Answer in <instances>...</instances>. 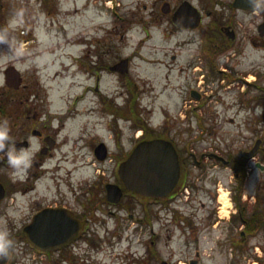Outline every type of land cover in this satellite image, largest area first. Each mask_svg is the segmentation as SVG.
<instances>
[{"label": "flooded vegetation", "instance_id": "flooded-vegetation-1", "mask_svg": "<svg viewBox=\"0 0 264 264\" xmlns=\"http://www.w3.org/2000/svg\"><path fill=\"white\" fill-rule=\"evenodd\" d=\"M34 1L61 10L66 0H0V18L7 22L14 17L15 7L28 8ZM74 1L78 7L96 2ZM158 1L160 10L155 9ZM211 1L156 0L151 10L147 5L144 8L151 11V19L169 15L175 29L185 31L174 24L179 11L193 6L201 15L202 25L206 17L212 16L209 11ZM233 2L227 5L228 8ZM263 2L259 0L258 5ZM86 53L91 54V49ZM97 54L98 60L84 67L88 79L93 81L91 90L105 108L115 105L120 109L117 99L116 103L113 102L110 95L101 90V85L105 75L126 77L128 72L122 74L124 68L119 72L112 71V67L125 58L106 63V57L121 55L118 47H109ZM127 60L131 63L130 58ZM207 64L206 70L217 76L215 65ZM184 66L172 69V74L181 79L184 82L182 87L187 89L184 110L169 122L177 125L181 119L189 120V128L193 119L191 104L195 101L198 106L205 102L207 94L202 85L208 82V76L198 62L194 65L195 70L191 65ZM220 72L224 71L220 68ZM251 74L255 77L248 85L254 103L262 112L259 119H263L264 83L257 82L255 71ZM262 75L263 71L260 77ZM225 78L231 81L229 75ZM188 84L196 87L188 88ZM9 92L8 111L0 106V127L7 128L9 136L4 142L5 147L0 149V183L6 189L2 203H7L5 207L12 212L6 214L1 230L9 233L13 247L2 264H264V251H261L264 246V181L262 176L251 179L255 169L264 174L263 129L254 124L257 129L254 146L227 151L225 156L220 146L212 148L211 152H198L193 148L200 146H193V142L177 143L174 128L169 125V130L165 122L160 129L153 127L155 136L147 133L143 124H133V134L137 133L130 147L117 144L118 153L113 155L107 146L105 161H99L95 156L98 146H90L93 160L97 161L95 166L110 160L115 168L103 166L97 169L82 188L79 178L72 172L65 179L63 158L57 156L63 147L60 133L64 118L60 117L58 127L52 121L41 122L37 105L33 104V88L25 80L20 87L9 88ZM197 128L200 131L205 129L202 121ZM118 137H122L119 126L113 131L115 142ZM156 138L172 143L180 161L179 182L165 199L129 191L119 175L121 163L128 159L136 146L141 141ZM34 141L39 147L32 155L30 165L26 169H14L8 163V151L12 148L17 152L29 150ZM22 142L27 145L18 146ZM256 146L260 148L254 152ZM252 152L254 155L249 157ZM193 169L201 170V175L192 178L190 171ZM44 180H49L50 186L42 188ZM181 189L188 191L186 200L181 202L183 205L174 204L175 196L182 193ZM225 195L227 201L223 200ZM23 204L22 215L17 218V211ZM144 236L146 242L142 240ZM140 247L147 253L140 256L137 250L130 260L131 249Z\"/></svg>", "mask_w": 264, "mask_h": 264}, {"label": "rangeland", "instance_id": "rangeland-1", "mask_svg": "<svg viewBox=\"0 0 264 264\" xmlns=\"http://www.w3.org/2000/svg\"><path fill=\"white\" fill-rule=\"evenodd\" d=\"M155 2L114 0L112 9L109 0H96L94 5L79 7L74 0H66L61 10H53L45 3L34 1L28 8L15 7L11 20L6 22L0 18V96L8 98L11 95L6 86L5 71L13 66L33 88L32 99L39 110V120L52 121L58 127L60 117L64 118L60 133L63 147L57 156L63 158L65 179L72 172L79 178L82 188L97 169L103 166L115 168L110 160L95 166L97 161L93 160L90 146L105 142L115 155L117 144L130 147L137 133L133 134V124L145 122L160 129L165 122L174 128L177 143L193 142V146H200L193 148L198 152H211L212 148L220 146L225 156L227 151L254 146L255 125L264 130V118L259 119L261 109L254 103L248 85L255 77L251 74L254 71L257 82L264 83L261 81L264 75L260 77L261 71L264 72V36L258 32V26L264 23V2L256 11L236 12L227 6L233 0L211 1L209 11L212 16L205 18V26L210 21L212 28L216 26L215 15H221L224 28L231 25L236 32L234 41L222 31L212 44L202 37L199 28L176 30L169 15L151 19V11L145 10L144 6L151 10ZM160 6L158 1L155 9L160 10ZM207 44H210L209 48ZM109 47H118L121 55L106 57V63L120 58L131 59L126 77L105 75L101 85V90L110 95L113 102L117 99L120 109L114 103V108L107 109L98 101L91 90L93 81L84 70L85 66L98 60L96 52L101 53ZM89 49L91 54L86 53ZM212 55L224 74L213 76L206 70L207 58ZM196 61L208 76V82L202 85L207 95L201 105L192 102L193 119L188 128L189 120L181 119L177 125L169 122L184 110L183 99L187 91L182 87L184 82L172 74V69L191 65L195 70ZM225 74L231 77L230 82ZM195 87L188 84V88ZM187 99L190 100L189 96ZM199 121L205 126L202 131L197 128ZM117 126L122 137L115 142L113 131ZM190 173L192 178H197L202 171L193 169ZM259 176L264 181V174L255 169L251 179ZM45 186H50L49 180H44L42 188ZM7 205H0V232H6L1 228L6 214L12 212L5 207ZM23 207L24 204L21 210L18 209L17 218L22 215ZM142 240L146 242V237ZM173 247L178 249L177 245ZM137 250L140 256L147 253L143 247L133 248L130 260Z\"/></svg>", "mask_w": 264, "mask_h": 264}, {"label": "water", "instance_id": "water-1", "mask_svg": "<svg viewBox=\"0 0 264 264\" xmlns=\"http://www.w3.org/2000/svg\"><path fill=\"white\" fill-rule=\"evenodd\" d=\"M233 6L237 9L253 10L250 0H235ZM179 12L174 20L177 26L193 29L199 26L201 16L193 6H186ZM260 32L261 35H264V24L260 27ZM227 34L232 39L235 38L233 31H228ZM127 63L128 61L126 60L114 67L113 70H119L121 67L127 70ZM6 79L7 84L14 88H18L22 81L20 73L15 68H10L6 71ZM259 147L256 146L254 152ZM254 152L250 155H253ZM101 159L104 160L105 156ZM179 172L177 154L172 145L164 140H152L140 143L130 159L120 167V175L126 187L147 196L167 195L175 187L179 178ZM4 195L5 190L0 185V201ZM4 260L5 258L0 259V264Z\"/></svg>", "mask_w": 264, "mask_h": 264}, {"label": "clouds", "instance_id": "clouds-1", "mask_svg": "<svg viewBox=\"0 0 264 264\" xmlns=\"http://www.w3.org/2000/svg\"><path fill=\"white\" fill-rule=\"evenodd\" d=\"M253 11L258 9L257 0H250ZM259 111V110H258ZM9 139L8 129L0 127V149L5 147V141ZM39 145L34 141L29 150L17 152L14 148L7 153L8 163L15 168H27L31 163L32 155L38 150ZM13 247V241L9 233L0 232V259L7 257L10 249Z\"/></svg>", "mask_w": 264, "mask_h": 264}, {"label": "trees", "instance_id": "trees-1", "mask_svg": "<svg viewBox=\"0 0 264 264\" xmlns=\"http://www.w3.org/2000/svg\"><path fill=\"white\" fill-rule=\"evenodd\" d=\"M222 18H218L215 20L216 23V27L214 28H210L208 27L206 30L203 29V34L205 37H208V39L210 40V43L212 44L214 41H216L218 39V35L220 33V24H222ZM215 65V64H214ZM1 105H5L7 103H5V100H1L0 102Z\"/></svg>", "mask_w": 264, "mask_h": 264}, {"label": "bare ground", "instance_id": "bare-ground-1", "mask_svg": "<svg viewBox=\"0 0 264 264\" xmlns=\"http://www.w3.org/2000/svg\"><path fill=\"white\" fill-rule=\"evenodd\" d=\"M223 200L227 201V197H226V195L223 197ZM226 203H227V202H226Z\"/></svg>", "mask_w": 264, "mask_h": 264}]
</instances>
